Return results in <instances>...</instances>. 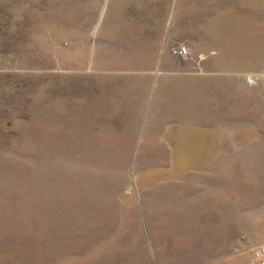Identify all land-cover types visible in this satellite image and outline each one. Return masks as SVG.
<instances>
[{"label": "rangeland", "instance_id": "rangeland-1", "mask_svg": "<svg viewBox=\"0 0 264 264\" xmlns=\"http://www.w3.org/2000/svg\"><path fill=\"white\" fill-rule=\"evenodd\" d=\"M261 246L264 0H0V264Z\"/></svg>", "mask_w": 264, "mask_h": 264}, {"label": "built area", "instance_id": "built-area-1", "mask_svg": "<svg viewBox=\"0 0 264 264\" xmlns=\"http://www.w3.org/2000/svg\"><path fill=\"white\" fill-rule=\"evenodd\" d=\"M178 54L180 56L186 57L188 55V50L186 47H180L178 49ZM254 260L257 262V264H264V246H261L257 248L254 253Z\"/></svg>", "mask_w": 264, "mask_h": 264}]
</instances>
